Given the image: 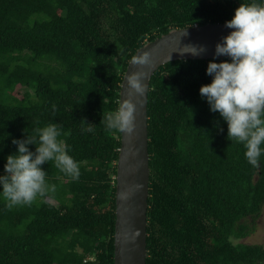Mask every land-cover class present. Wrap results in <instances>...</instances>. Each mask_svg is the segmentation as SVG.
Returning <instances> with one entry per match:
<instances>
[{
	"label": "trees",
	"instance_id": "trees-1",
	"mask_svg": "<svg viewBox=\"0 0 264 264\" xmlns=\"http://www.w3.org/2000/svg\"><path fill=\"white\" fill-rule=\"evenodd\" d=\"M247 2L0 0V174L12 140L52 122L80 168L72 181L46 163L55 193L11 210L0 200V264H115L121 133L102 118L120 104L130 60L172 29L224 23ZM212 60L171 61L151 80L147 264H264V245L234 242L263 213L264 157L248 164L201 98Z\"/></svg>",
	"mask_w": 264,
	"mask_h": 264
},
{
	"label": "clouds",
	"instance_id": "clouds-1",
	"mask_svg": "<svg viewBox=\"0 0 264 264\" xmlns=\"http://www.w3.org/2000/svg\"><path fill=\"white\" fill-rule=\"evenodd\" d=\"M225 27L233 29L215 46L214 59L208 62L206 75L209 84L202 85L199 94L206 100L209 110L218 113L227 124V139L244 148L245 160L259 167L264 157V0L240 3ZM194 54L205 51L191 49ZM227 57L217 62V57ZM133 64L150 65L147 53L138 55ZM144 73H134L128 80L130 96H142ZM136 105L122 100L119 106L102 120L106 132L131 134L134 130ZM87 125H92L85 123ZM94 131L89 126L84 129ZM222 131V129H221ZM62 135L55 122L34 129L24 139H13L16 152L6 157L0 174V200L11 210L31 206L38 198L55 193L42 165L52 162L54 167L72 181L80 177L77 161L68 154L67 146L58 139ZM34 145L35 151L29 146Z\"/></svg>",
	"mask_w": 264,
	"mask_h": 264
},
{
	"label": "water",
	"instance_id": "water-1",
	"mask_svg": "<svg viewBox=\"0 0 264 264\" xmlns=\"http://www.w3.org/2000/svg\"><path fill=\"white\" fill-rule=\"evenodd\" d=\"M233 29L224 23H207L175 28L145 43L130 60L120 90L122 100L136 105L134 130L121 133L116 176L115 264H147L148 208L150 196V152L148 95L151 80L163 65L175 60L214 59L215 46ZM203 47L204 52L194 54ZM147 53L150 65L133 64L138 55ZM221 56L215 59H224ZM144 73V94L130 96L129 78Z\"/></svg>",
	"mask_w": 264,
	"mask_h": 264
},
{
	"label": "rangeland",
	"instance_id": "rangeland-1",
	"mask_svg": "<svg viewBox=\"0 0 264 264\" xmlns=\"http://www.w3.org/2000/svg\"><path fill=\"white\" fill-rule=\"evenodd\" d=\"M15 91L17 93H22L24 90L23 88H20V86H17ZM234 242H245L250 244L264 245V209L261 217L257 220L255 232L245 238L234 239Z\"/></svg>",
	"mask_w": 264,
	"mask_h": 264
}]
</instances>
